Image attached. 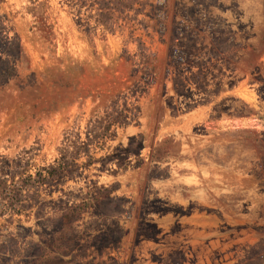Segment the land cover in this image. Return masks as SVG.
Instances as JSON below:
<instances>
[{"label": "rangeland", "instance_id": "374dc122", "mask_svg": "<svg viewBox=\"0 0 264 264\" xmlns=\"http://www.w3.org/2000/svg\"><path fill=\"white\" fill-rule=\"evenodd\" d=\"M0 264H264V0H0Z\"/></svg>", "mask_w": 264, "mask_h": 264}, {"label": "trees", "instance_id": "16d2710c", "mask_svg": "<svg viewBox=\"0 0 264 264\" xmlns=\"http://www.w3.org/2000/svg\"><path fill=\"white\" fill-rule=\"evenodd\" d=\"M59 167H61V169H63V168H64V166H62V165H60Z\"/></svg>", "mask_w": 264, "mask_h": 264}]
</instances>
